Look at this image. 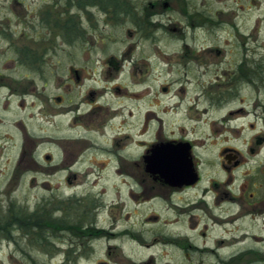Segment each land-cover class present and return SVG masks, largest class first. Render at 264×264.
<instances>
[{"label":"flooded vegetation","instance_id":"flooded-vegetation-1","mask_svg":"<svg viewBox=\"0 0 264 264\" xmlns=\"http://www.w3.org/2000/svg\"><path fill=\"white\" fill-rule=\"evenodd\" d=\"M172 1L182 3L185 27L193 33L224 25L246 37L235 20L229 25L219 15L189 12V0ZM29 2L0 5V161L12 164L13 177L53 171L71 183L91 175L79 164L97 167L101 160L102 170L122 177L131 192L142 189L164 205L169 217L159 221L154 241L180 259L163 264H264V71L261 60L248 63L253 58L246 41H180L178 63H169L158 56V43L148 40L160 29L184 32L168 18L156 19L162 8L170 10L171 0ZM102 12L111 27L129 21L126 35L135 32L136 40L101 38ZM226 54L235 55L233 63L219 61ZM181 70L184 81L175 79ZM190 75L204 79L197 84ZM187 83L188 91L198 87L194 97L186 95ZM175 109L178 127L165 117ZM135 120L138 138L127 131ZM154 128L155 139L141 138ZM166 128L176 135H163ZM57 130L63 135H54ZM168 143L187 149L191 181H170L150 170L151 149ZM215 168L220 175H213ZM63 222L75 235L103 232Z\"/></svg>","mask_w":264,"mask_h":264},{"label":"rangeland","instance_id":"rangeland-1","mask_svg":"<svg viewBox=\"0 0 264 264\" xmlns=\"http://www.w3.org/2000/svg\"><path fill=\"white\" fill-rule=\"evenodd\" d=\"M25 1L29 6V0ZM45 1L50 0H37V4L41 5L40 3H45ZM57 1L62 2V0H54V2ZM132 1L147 4L148 1L154 0ZM189 1V12L195 13V9H198L212 17L219 15L229 25H232L235 20L239 25V31L245 33L246 37L242 38L241 34L234 30L230 31L224 25L219 27L220 31L211 30L217 27H212L209 24L208 32L199 29L193 33L185 27L187 18L181 11L182 3L171 0L170 10L162 8L163 15L156 19L165 22L168 18L172 23L182 26L184 32L179 33L171 29L166 32L162 29L155 32L157 38H150L148 41L158 43L160 47H157V54L160 58L165 59V62L178 63L179 57L174 53L180 48V41H198L208 45L216 44V42L232 44V42L246 41L247 54L253 58L248 63L253 66L255 58H257L261 60L264 71V0ZM3 2L4 0H0V5ZM219 12H224L227 16L233 12V15L227 19ZM101 15L102 31L97 33L101 38L112 35L114 38H125L127 41L136 40L135 32L133 36L126 35L129 21L125 25L111 27L105 24L103 12ZM125 21L127 20H123V23ZM146 38L148 37L146 36ZM102 53V56L106 54ZM234 56L226 54L224 57H220L219 61L224 58L228 65L233 63ZM185 76L186 74L181 70L180 73L175 74V79L184 81ZM167 77L173 79L171 76ZM189 78L197 84H200L204 79V77H194L193 75H190ZM189 85L191 84H186V95L194 97L198 92V87L192 85L194 89L188 91ZM220 115L212 113L211 117L219 118ZM168 116L169 121L178 127L177 124L181 119L178 118V110L175 109L166 115V120H168ZM129 129L131 130L127 131L138 138L137 135L141 130L136 125V120ZM162 132L163 135L169 133L176 135V131L170 128H166ZM201 132L202 130H199V136ZM53 134L63 135L61 130L54 131ZM155 135L157 134L154 128V130L150 129L148 135L141 136V138L151 142L155 139ZM142 149L133 150L134 159H138ZM215 155L216 152L213 154L214 165L218 160ZM99 161L95 163L98 165L97 167H90L88 161L79 164L78 170L88 171L91 175L86 179L79 176L71 183L66 182L64 173L60 172L55 175L53 171H50L52 174L28 172L18 179L13 177L12 164L10 167V164L5 160L0 161V169H4L3 174H0V224L2 220L9 218L8 209L11 205H19L26 212H33L44 206L50 210L52 216L54 214L62 219L64 217L71 224H81V230H86L89 227L103 230L98 236H82L73 234L65 227L64 223L57 227L45 226L42 231L39 228L28 230L26 227L19 228V225L18 228L10 225L0 231V264H102V262L105 264H163L164 261L174 263L180 259L176 253L169 250V245L161 246L157 238L154 241V234L161 230L159 221L168 216L164 205L155 199H149L146 194L142 195V189L138 191L135 187L131 192L130 185L124 183L125 180L122 177L115 176L109 170H102L100 167L102 162ZM113 169L114 167H111V170ZM213 175H220V171H216L215 168ZM34 177L36 178L34 179ZM64 202L73 205L68 208ZM155 214L159 215L158 220L151 219V216ZM80 218L83 221H80ZM172 227L174 228V226ZM125 231L126 234L122 235L121 233ZM43 236L45 237L42 238ZM71 248L75 252H69ZM165 248L168 250L167 254H165Z\"/></svg>","mask_w":264,"mask_h":264},{"label":"water","instance_id":"water-1","mask_svg":"<svg viewBox=\"0 0 264 264\" xmlns=\"http://www.w3.org/2000/svg\"><path fill=\"white\" fill-rule=\"evenodd\" d=\"M188 155L184 145H173L171 143L156 145L151 149L147 162L151 171L161 173L170 181L190 180L187 178L191 176L192 179L194 174H192L193 169L190 168L191 162Z\"/></svg>","mask_w":264,"mask_h":264},{"label":"trees","instance_id":"trees-1","mask_svg":"<svg viewBox=\"0 0 264 264\" xmlns=\"http://www.w3.org/2000/svg\"><path fill=\"white\" fill-rule=\"evenodd\" d=\"M8 210L10 214L8 216L9 218L2 220L0 224V231L2 228H6L10 225L14 226L15 228H18L19 225V228L26 227L28 230L39 228L40 231H42L45 226L57 227L59 224L64 223L62 217H56L54 214L52 216L51 212L44 206H41L33 212H26L19 205H11ZM44 237L45 236L42 238Z\"/></svg>","mask_w":264,"mask_h":264}]
</instances>
